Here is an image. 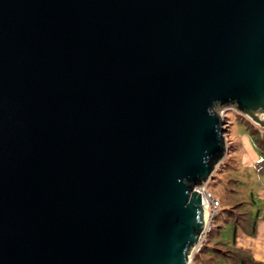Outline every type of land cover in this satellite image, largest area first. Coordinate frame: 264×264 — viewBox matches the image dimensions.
<instances>
[{
    "label": "water",
    "instance_id": "1",
    "mask_svg": "<svg viewBox=\"0 0 264 264\" xmlns=\"http://www.w3.org/2000/svg\"><path fill=\"white\" fill-rule=\"evenodd\" d=\"M224 106L264 127V0H0V264H186Z\"/></svg>",
    "mask_w": 264,
    "mask_h": 264
},
{
    "label": "trees",
    "instance_id": "2",
    "mask_svg": "<svg viewBox=\"0 0 264 264\" xmlns=\"http://www.w3.org/2000/svg\"><path fill=\"white\" fill-rule=\"evenodd\" d=\"M258 128L253 123L252 127H250V134H257V137H253V143L261 154V158L254 165L256 173L264 170V140L260 137ZM225 142V157L214 168L209 177L217 184H222L221 188H219L221 194L213 195L218 200L219 207L211 219L209 230L205 233L198 252L192 257V264L254 263L248 251L238 249L233 245L232 233L235 228H239L248 235L254 233L255 222L260 217L262 210L263 214L261 217L264 218V209H262L264 208V194L257 197L253 193L244 195L241 192L242 189L239 188L242 182L235 176L234 171L236 170L232 165L233 161L231 164L224 163L229 150L232 149L228 145L227 138ZM224 234H226V237Z\"/></svg>",
    "mask_w": 264,
    "mask_h": 264
},
{
    "label": "rangeland",
    "instance_id": "3",
    "mask_svg": "<svg viewBox=\"0 0 264 264\" xmlns=\"http://www.w3.org/2000/svg\"><path fill=\"white\" fill-rule=\"evenodd\" d=\"M215 109L224 120L222 126H224L225 131L223 134L225 139L227 138L228 145L232 148L229 150L224 163L231 164L233 161L232 165L236 170L234 171L235 176L242 182L239 189H242L241 192L244 195L250 190L252 193L259 192V190L264 188V170L256 173V168L254 169V165L261 158V154L253 143V137H257V134H250L252 122L241 113L232 109V107L224 106L216 107ZM205 185L212 195L221 194L219 189L222 186L221 183L217 184V182L208 178ZM224 236L226 237V234Z\"/></svg>",
    "mask_w": 264,
    "mask_h": 264
},
{
    "label": "crops",
    "instance_id": "4",
    "mask_svg": "<svg viewBox=\"0 0 264 264\" xmlns=\"http://www.w3.org/2000/svg\"><path fill=\"white\" fill-rule=\"evenodd\" d=\"M249 193H252L251 190L246 192L247 195ZM263 194L264 188L256 192L255 196L258 197ZM262 214L263 210L255 222V229L252 235L245 234L239 228H235L232 233L233 245L238 249L248 251L254 261L253 264H264V218L261 217Z\"/></svg>",
    "mask_w": 264,
    "mask_h": 264
},
{
    "label": "built area",
    "instance_id": "5",
    "mask_svg": "<svg viewBox=\"0 0 264 264\" xmlns=\"http://www.w3.org/2000/svg\"><path fill=\"white\" fill-rule=\"evenodd\" d=\"M258 132L260 137L264 140V128L259 127ZM193 189L200 195V201L203 207V229L199 241L188 254L186 264H192V257L198 252L200 244L204 239L205 233L209 230L211 219L216 214L219 207L218 200L214 198L211 192L207 190L205 184L194 186Z\"/></svg>",
    "mask_w": 264,
    "mask_h": 264
},
{
    "label": "bare ground",
    "instance_id": "6",
    "mask_svg": "<svg viewBox=\"0 0 264 264\" xmlns=\"http://www.w3.org/2000/svg\"><path fill=\"white\" fill-rule=\"evenodd\" d=\"M260 118H261V119H264V114H262V115L260 116Z\"/></svg>",
    "mask_w": 264,
    "mask_h": 264
}]
</instances>
